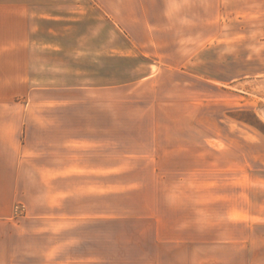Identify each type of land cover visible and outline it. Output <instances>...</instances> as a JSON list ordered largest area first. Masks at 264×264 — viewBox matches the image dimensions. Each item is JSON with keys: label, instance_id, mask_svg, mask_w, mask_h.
I'll use <instances>...</instances> for the list:
<instances>
[{"label": "crops", "instance_id": "0c3cea01", "mask_svg": "<svg viewBox=\"0 0 264 264\" xmlns=\"http://www.w3.org/2000/svg\"><path fill=\"white\" fill-rule=\"evenodd\" d=\"M230 1L241 10L257 0ZM161 2V25L189 18L181 11L191 0ZM81 5L0 0V264H264V212L223 210L230 197L187 178L112 190L118 174L90 161L105 141L74 124L80 107L105 105L95 92L110 93L109 77L96 85L94 76L112 26L104 18L96 31L94 4ZM118 8L125 55L126 1Z\"/></svg>", "mask_w": 264, "mask_h": 264}, {"label": "rangeland", "instance_id": "374dc122", "mask_svg": "<svg viewBox=\"0 0 264 264\" xmlns=\"http://www.w3.org/2000/svg\"><path fill=\"white\" fill-rule=\"evenodd\" d=\"M125 1L127 49L119 55L118 0H89L96 31L104 18L112 26L111 54L102 61L96 53L94 76L96 85L109 77L110 93L95 92L105 105L80 107L74 124L105 141L90 161L118 174L112 190L187 178L208 196L230 197L223 210L264 212V0L241 10L230 0H191L181 11L189 18L168 25L161 0Z\"/></svg>", "mask_w": 264, "mask_h": 264}]
</instances>
